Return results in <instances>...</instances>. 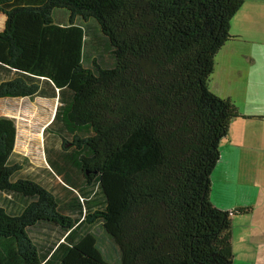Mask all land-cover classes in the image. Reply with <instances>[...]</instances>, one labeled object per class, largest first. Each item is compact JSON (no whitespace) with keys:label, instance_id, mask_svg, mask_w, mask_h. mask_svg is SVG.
<instances>
[{"label":"trees","instance_id":"1","mask_svg":"<svg viewBox=\"0 0 264 264\" xmlns=\"http://www.w3.org/2000/svg\"><path fill=\"white\" fill-rule=\"evenodd\" d=\"M242 5L0 0V99L58 100L33 175L0 116V264H234L251 208L214 203L212 174L245 115L210 82Z\"/></svg>","mask_w":264,"mask_h":264},{"label":"crops","instance_id":"2","mask_svg":"<svg viewBox=\"0 0 264 264\" xmlns=\"http://www.w3.org/2000/svg\"><path fill=\"white\" fill-rule=\"evenodd\" d=\"M5 22L0 11V30ZM230 32L233 37L219 51L213 75L222 78L217 86H230L236 93L226 89L245 117L232 121L220 145L211 199L223 208H251L237 220L233 217L234 264H264V0H243Z\"/></svg>","mask_w":264,"mask_h":264},{"label":"rangeland","instance_id":"3","mask_svg":"<svg viewBox=\"0 0 264 264\" xmlns=\"http://www.w3.org/2000/svg\"><path fill=\"white\" fill-rule=\"evenodd\" d=\"M218 80L222 82V78L215 72L213 81L211 79L210 82L211 89L222 97H231V99L235 101V98L230 95L229 90L233 94L236 93L231 90L230 86H217ZM228 81L229 79H227V82ZM57 106V99L43 97L0 99V116L5 115L13 117L16 122L17 141L15 146V156L23 163L24 168L22 173L33 175L38 172L40 173L43 168L49 166L46 155L47 137L44 129L53 119ZM241 118L242 117H238L235 119L238 121L242 120ZM252 119L253 118L250 120ZM259 128L260 127L255 123L253 130L258 131ZM55 145L59 147L60 142L56 140ZM47 146H49V144H47ZM41 176L44 181L51 179L50 177L45 176L44 173H42ZM235 219L237 220V217H235ZM235 235H237V232H235ZM235 246L236 248L238 247L237 241L235 242Z\"/></svg>","mask_w":264,"mask_h":264}]
</instances>
